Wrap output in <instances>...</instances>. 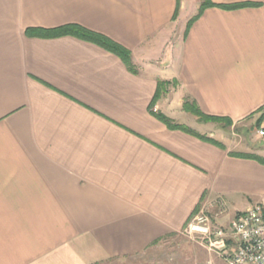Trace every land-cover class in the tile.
<instances>
[{"label": "crops", "instance_id": "obj_1", "mask_svg": "<svg viewBox=\"0 0 264 264\" xmlns=\"http://www.w3.org/2000/svg\"><path fill=\"white\" fill-rule=\"evenodd\" d=\"M210 1L252 5L0 0V264L128 260L183 233L201 206L264 203V165L250 158L264 160V0ZM70 25L127 49L132 69L76 36L27 34Z\"/></svg>", "mask_w": 264, "mask_h": 264}, {"label": "built area", "instance_id": "obj_2", "mask_svg": "<svg viewBox=\"0 0 264 264\" xmlns=\"http://www.w3.org/2000/svg\"><path fill=\"white\" fill-rule=\"evenodd\" d=\"M258 135L264 137V128ZM186 233L200 235L204 247L227 264H264V203L240 213L227 229L213 226L206 214H198L189 222ZM229 242L234 243L233 250Z\"/></svg>", "mask_w": 264, "mask_h": 264}, {"label": "rangeland", "instance_id": "obj_3", "mask_svg": "<svg viewBox=\"0 0 264 264\" xmlns=\"http://www.w3.org/2000/svg\"><path fill=\"white\" fill-rule=\"evenodd\" d=\"M152 111L154 113H157V110ZM216 124H218V126L220 127L223 126V128L225 129H230L232 127V125L226 126L225 122ZM258 131L259 129L254 131L257 137H259ZM262 140H264V137L259 141L262 142ZM259 141L257 140V142ZM260 145L261 144L259 143L255 145L257 155L262 154V150L259 147ZM201 213H204L209 217V219L213 223V226L226 229L229 228L231 223L240 214L239 212L224 211L216 207H212L209 210L202 209V206L197 211L195 216ZM203 253L216 256L215 254H211L207 250V248L204 247V243L200 235H189L185 230L178 236H175L174 238L165 240L153 246L147 252L141 254L140 256L130 258L128 260L114 261L109 264H183L184 261L190 262L191 260L195 261L194 264H198L199 258Z\"/></svg>", "mask_w": 264, "mask_h": 264}, {"label": "trees", "instance_id": "obj_4", "mask_svg": "<svg viewBox=\"0 0 264 264\" xmlns=\"http://www.w3.org/2000/svg\"><path fill=\"white\" fill-rule=\"evenodd\" d=\"M251 5H252L251 3H245L242 5L229 6V5H223V4H215V3L211 2L210 0H203L199 14H202V12H204L206 9H210V8H217V9H222V10H235V9L245 8V7H248ZM192 22L193 21H191L190 23H192ZM27 34L29 36H40V37H61V36H68V35L76 36L80 39L93 42V43L101 46L102 48L112 52L113 54L117 55L127 65V67L129 69L130 68L132 69V57H131V53L127 49H125L124 47L120 46L119 44L113 42L109 38H107L103 35L97 34L95 32H92L90 30H87L81 26L70 25V26H64L61 28L53 29V30L34 29L33 28V29H29ZM163 85H165V84H163V83L159 84V88H158L157 94L155 96V100L160 96V94L163 90ZM153 103H154V101H153ZM185 110L192 113L193 115H195L197 118H199V120L201 122H205V123H222V122H225L226 126L232 125V122L228 119L204 115L199 110H197L196 108H194L193 106L188 105V104L185 105ZM154 114L162 123H164L171 130H181V131H184V132H186L192 136H195L199 139L214 142L212 140H209V139L199 135L195 131H192V130L184 127V126H180V125L175 124L171 119L167 118L166 116H164L162 114H159V113H154ZM214 143H216V142H214ZM250 158H253L256 161H258L264 165L263 159H259V158H255V157H250ZM157 244L158 243H155L153 246H155Z\"/></svg>", "mask_w": 264, "mask_h": 264}]
</instances>
